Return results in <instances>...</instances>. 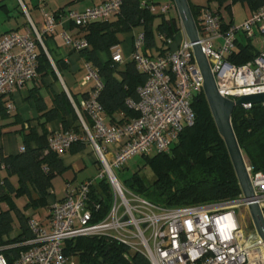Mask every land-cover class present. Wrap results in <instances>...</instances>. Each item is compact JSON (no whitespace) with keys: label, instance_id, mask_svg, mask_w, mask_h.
Here are the masks:
<instances>
[{"label":"built area","instance_id":"obj_1","mask_svg":"<svg viewBox=\"0 0 264 264\" xmlns=\"http://www.w3.org/2000/svg\"><path fill=\"white\" fill-rule=\"evenodd\" d=\"M21 5L28 14L25 5ZM142 5L156 14H178L174 0L166 3L143 0ZM121 6L122 0H104L83 10L70 9L66 18L81 29L115 17ZM41 11V29L29 18L26 33L0 32V100L39 76V43L44 48L43 35L54 33L59 24L54 12L44 6ZM196 22L199 43L209 60L219 93L237 100L242 95L264 92V5L250 11L241 24L226 27L217 9L203 6ZM256 31L262 43L257 56L243 65L229 62L227 56L236 48L238 34L242 32L253 39ZM179 33L178 41V34L174 38L160 34L167 50L154 57L143 52L145 33L135 34L132 60L137 70L145 74L146 81L138 88V100L127 99L128 106L139 113L128 121L107 119L98 100L103 80L93 64L86 66L82 83L93 81V90L79 104L69 95L83 132L56 131L49 138V147L62 153L78 140L88 142L98 158V174L77 184L67 181L63 199L50 206L47 223L30 218L32 237L22 244L31 247L21 251L13 263L0 252V264H78L74 255L64 253V247L66 241L86 236H105L127 244L132 250L143 252L152 264H264L263 239L254 225L247 228L237 213L242 207L248 210L254 199L264 215V172H254L248 161L253 198H246L241 191L236 199L173 207L143 197L129 184L122 183L115 173V168L125 166L134 155L170 151L185 127L195 123L192 101L204 91V78L181 20ZM64 38L76 51L90 48L83 35L65 32ZM111 51L114 61H123L118 45ZM251 106L252 103L243 105ZM7 109L14 111L15 104L8 102ZM7 169L0 160V172ZM103 180L111 188L112 204L104 218L95 220L100 203L92 200L91 192Z\"/></svg>","mask_w":264,"mask_h":264},{"label":"trees","instance_id":"obj_2","mask_svg":"<svg viewBox=\"0 0 264 264\" xmlns=\"http://www.w3.org/2000/svg\"><path fill=\"white\" fill-rule=\"evenodd\" d=\"M227 1L217 0L220 6ZM247 1L253 5V10L264 5V0ZM142 2L143 0H122L121 9L115 17L90 23L80 29L90 43V48L81 52L98 69L104 83L99 91L98 100L110 122H125L139 115L128 106L127 99L138 100V88L145 83L146 76L137 70L133 60L127 62L126 67L121 69L119 62L114 61L112 57L102 62L98 51L110 52L113 46L121 42V33L142 26V31L146 35L144 54L152 56V51L156 50L159 55L167 50L166 42L160 39L159 35L164 33L167 37L174 38L180 32L178 14L170 17L166 14H156L151 12L148 6L142 5ZM189 2L194 18L198 21L204 5L194 4L191 0ZM157 18L160 20L156 23ZM228 25L225 24V27ZM239 35L236 48L227 56L228 61L235 65L252 61L258 54L252 39L242 32ZM39 49V72L47 70L56 75L40 43ZM56 64L60 70V64ZM73 99L80 103L76 97ZM36 100L39 102V118L43 133L39 134L31 128L24 134V150L17 155H3L0 158L8 166V175L0 183L1 201L8 205L6 209L0 206V252L10 263L17 259L21 251L31 247L22 243L32 237L28 224L31 216L23 213L13 198L26 197V211L48 207L47 198L52 181L56 175L66 170L60 154L49 147V138L53 133L49 132L47 124L61 114L63 129H71L79 134L83 132L80 119L65 90L53 95L50 108L41 96ZM192 107L196 116L195 123L185 127L170 151L143 155L154 173V179L148 182L135 173L128 183L134 191L156 204L169 207L201 204L236 199L241 194L236 171L204 91L195 95ZM69 114H73L79 121L77 126H68L66 116ZM232 123L245 158L252 165L253 171L264 172V103H253L250 108L236 106L232 114ZM32 142L36 144L35 147L31 146ZM86 144V141L78 140L68 150L77 152ZM13 175L18 176L17 185L9 179ZM91 197L100 203L95 212V220H100L107 215L112 204L109 184L104 180L99 181L92 188ZM15 216L20 222L21 232L11 237ZM64 253L67 256L74 255L78 259V264H152L143 252L134 251L127 244L105 236L70 239L66 241Z\"/></svg>","mask_w":264,"mask_h":264},{"label":"crops","instance_id":"obj_3","mask_svg":"<svg viewBox=\"0 0 264 264\" xmlns=\"http://www.w3.org/2000/svg\"><path fill=\"white\" fill-rule=\"evenodd\" d=\"M104 0H3L0 1V11L3 12L2 19L0 20V32L19 31L26 33L29 30L30 20L39 28L42 27L43 17L41 6L46 7L47 10L57 14L59 24L54 33H45L43 35L44 51L47 54L51 65L56 71V75L44 70L39 72V76L31 82L26 83L21 89H18L10 95L2 97L0 100V158L4 156L17 155L24 147V134L31 128H34L39 134L43 133V128L40 124V110L37 97L41 96L44 99L48 108L52 106V98L54 94H58L65 90L72 98L76 97L79 100L85 98L94 87L93 81L83 84L82 81L87 72L86 66L91 63L81 51H76L69 45L65 38L64 33L67 32L72 36H82L84 32L74 26V24L66 18V12L70 9L83 10L84 8L102 3ZM17 2V4H16ZM241 2L243 8V16L237 18L234 11V3ZM21 3L27 9L28 14L24 11ZM227 5L230 7L228 8ZM253 5L247 0H228L222 6H218L217 10L221 15L224 24H241L249 12L252 11ZM142 30L133 29L132 31L120 34L121 42L117 44L123 54V61L119 62V68L124 69L127 62L132 61V51L134 36ZM255 38L252 39L255 47L259 51L262 47L261 37L256 31ZM238 36H240L238 34ZM241 38V37H240ZM40 50V49H39ZM112 55V51H98V56L102 62H106ZM151 55L157 56L158 51H152ZM59 63L60 70L57 67ZM92 64V63H91ZM12 101L15 104V110L9 112L7 103ZM107 117V114H106ZM108 119V117H107ZM62 115L59 114L57 119L50 121L47 128L50 133H54L63 129ZM68 126H77L79 121L75 119L73 114L66 116ZM35 147L34 142L31 143ZM66 166V170L58 176L63 180L61 188H57L54 184L56 178L52 181V187L48 195V207H45V218H39L37 215L38 210L34 212L31 210L26 211L25 205L27 198L14 197L16 206L26 215L36 217L43 222L47 223L50 206L63 199L65 194V184L67 181L80 183L88 178L94 176H86L79 178L84 169L87 168V161L95 164L99 168L96 154L92 146L87 142L85 147L77 152L66 150L59 153ZM7 171L0 172V183L7 177ZM57 176V177H58ZM10 181L17 185L18 176L13 175L9 177ZM2 194H0L1 201ZM3 209L8 208L5 202H0ZM34 213V214H33ZM36 213V214H35ZM20 222L15 216L14 229L10 236L14 237L21 232Z\"/></svg>","mask_w":264,"mask_h":264},{"label":"water","instance_id":"obj_4","mask_svg":"<svg viewBox=\"0 0 264 264\" xmlns=\"http://www.w3.org/2000/svg\"><path fill=\"white\" fill-rule=\"evenodd\" d=\"M174 1L187 37L193 43L194 55L204 78V94L218 131L225 141L241 190L246 198H253L255 191L247 170V159L233 127L232 114L236 106H243L246 103H264V92L242 95L237 100L224 97L219 93L209 60L199 43V30L191 10L190 2L189 0ZM248 210L257 233L264 241V215L262 208L253 199L248 205Z\"/></svg>","mask_w":264,"mask_h":264},{"label":"rangeland","instance_id":"obj_5","mask_svg":"<svg viewBox=\"0 0 264 264\" xmlns=\"http://www.w3.org/2000/svg\"><path fill=\"white\" fill-rule=\"evenodd\" d=\"M155 1H158L160 3H166L169 0H155ZM191 2L194 4H197V5H204V6L211 5L213 7V9H217L219 6L217 0H191ZM16 4H17V2H16ZM240 5H241V2H235L234 3V6H235L234 11H235V15L237 18H240L241 16H243V12H244L243 8ZM158 9H159V7H158ZM174 14L175 13L168 12L166 14V16L170 17V16H174ZM3 15H4L3 12L0 11V20L2 19ZM159 20H160V18H157L156 23L159 22ZM236 25H239V24H236ZM134 29H136L138 31L142 30V26H137ZM180 37H181V35H180V33H178V35L176 37V41H178L180 39ZM96 158H97V156H96ZM97 160H98V158H97ZM86 161L88 163L87 168L82 171L79 178H84L86 176H96L98 174V171H99L98 167H96L94 163L89 162L88 159H86ZM115 173L119 177L120 181L122 183H125V184H128L130 182V179L133 177V175L135 173H138L139 175L144 177L145 180H147L148 182H150L154 179V173H153L150 165L146 162V157H144L143 155H139V154L134 155L130 160H128L126 165L123 166L122 168H115ZM58 175H56L54 177V178H56L54 181V184L57 186V188H61L63 180ZM65 186H66V184H65ZM110 191H111V188H110ZM46 210L47 209L44 207L39 208L38 212H37L38 217L39 218H45ZM237 213H238L240 220L242 222H244V225L247 228L253 227V222H252L250 213L246 208L242 207L241 209H237ZM77 261H78V259H77Z\"/></svg>","mask_w":264,"mask_h":264}]
</instances>
